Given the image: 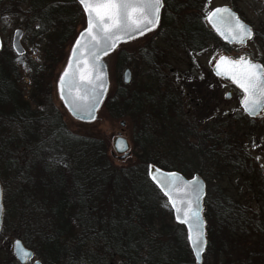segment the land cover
Wrapping results in <instances>:
<instances>
[{"label":"rangeland","instance_id":"obj_1","mask_svg":"<svg viewBox=\"0 0 264 264\" xmlns=\"http://www.w3.org/2000/svg\"><path fill=\"white\" fill-rule=\"evenodd\" d=\"M9 1V6H6L8 4L5 1L0 4L1 50H6V53L1 56L2 58L5 57L3 60L6 61L2 62H7L9 65L8 51L11 38L16 29H21V45L24 53L21 56L15 54L16 58H13L11 63L13 68L17 70V76L20 77L14 87L18 96L24 101V105L20 106L24 110L23 114L26 117L33 115L34 122L30 123L26 120L8 125V121L15 120V117L19 116V114L11 115L10 111H18L19 107L16 105L12 107L11 103L6 102L5 99L4 103L0 104V117L4 118H0V126L4 128L7 136L5 137L0 133V150L2 148L6 150L4 153L0 151V183L4 207L0 231V264H19L12 252V244L15 240H21L24 246L35 255L27 264H31L35 259L42 263L44 257H39V250H41L39 245H42L43 242L41 238L46 240L47 234L53 232L52 228H48V225L55 202L52 205L49 204L50 201L43 199V195H51L55 183L58 182L59 168L56 167L54 170L52 155L49 154L48 150L45 151V155L40 150L38 153L34 152V147L25 145V142L23 144L20 141L22 137L18 138L24 135L30 126L31 128L23 138L24 140L25 138H35L32 124H37L39 129L45 128L47 136H40V133H43L40 130L38 132L40 137L35 140L36 143H39V146L42 143H45L46 146L49 143L52 144V139L49 137L53 136L51 133L54 129L59 135L58 127H50L48 119H44L46 114L52 110H58L63 114L62 122L70 134L66 135L67 138H65L68 140L65 141L68 143V145L65 144L66 147L73 151L76 147L84 148V144L90 143L93 147L97 146L104 156H100L98 161L103 157L102 162L109 163L107 169L89 167L86 163L89 159L93 160L94 152H90L88 147L86 152L89 159L85 158L83 154L77 155V165L73 166L78 172L76 178L81 177L80 170H85L86 167H89L92 172L95 169L112 172L109 181L102 187L104 191H110L111 186L115 188L121 186L122 181H125L126 190L131 184L136 191L140 188L138 182L141 177L147 175L149 167L151 165L159 167L147 162L149 159H154L161 165L175 168L176 170L173 171L176 172L187 167V171L190 173L188 177L192 174H201L200 176L206 186L205 192L208 195L205 202L206 205L207 203L209 205L216 192H218L220 199L227 195L228 161L239 156L250 159L251 166L253 163L256 165L251 168L247 167V169H251L249 172H253L251 176H255V180L250 179L248 182L251 184L250 187L255 190V185L260 177L261 181L259 182L264 188V115L260 119L249 121L244 117L241 110L239 111L238 108L231 107L225 102L224 89H219V95L210 93L211 87L209 85H212L210 71L214 58L210 40L206 42V48L204 47L201 49L202 51L197 53V58L194 56L195 65L188 60L178 40L176 39V42L174 39L171 40L173 36H171L170 28H160V22L157 28L149 34L120 45L109 60L108 94L98 110L96 120L86 124L75 121L68 115L57 98L55 88L58 73L75 38L65 49L63 62L55 65L53 79L47 78L45 86L43 85L46 102L42 100L41 104L38 105L40 100H37L36 96L38 97L40 92L31 97L33 83L31 81L32 71L29 70V67L35 63L43 62L41 49L46 41L39 36L32 37L29 35L31 33L29 28L33 29L36 26L24 15L29 8L27 1L19 0L17 4H15L16 0ZM225 3L226 0H208L204 6V11ZM251 3H257V1L251 0ZM16 6L19 11L18 17L6 12V10H15ZM243 11L248 16L246 11H251L250 14H253V11L256 10L254 5L250 4L249 8H245ZM252 19L254 18L252 17ZM75 24H77L75 28L77 36L85 26L84 16L83 22ZM26 29H28L27 34H25ZM69 31H72V27ZM66 41L67 38L64 42ZM153 49L154 51H152ZM248 49L254 56L264 57V47L258 39L250 42L247 51ZM120 50L127 53L129 60L123 63L124 66L117 71L113 67L117 58L116 54ZM247 51L236 49L234 55L239 56ZM146 57L151 58L152 62L146 64ZM125 69H129L131 72V81L127 85L122 82V73ZM118 73L121 75V83L126 87L123 90L124 94L133 100L137 97L139 106L138 103L135 104L136 100H134L135 103L131 102L127 110L120 109L118 111L120 114L113 116L104 105L116 88ZM47 92L49 94L46 95ZM28 94H30L29 97ZM19 101L17 100V102ZM165 105L172 108L169 110L170 114L165 111ZM130 107H134V110H130ZM38 109L45 115L37 112ZM32 111L36 114H29ZM118 134L123 136L129 144V155L124 159L118 158L119 155L113 150V140ZM246 135H248L247 138ZM61 139L63 138L61 137ZM242 139L246 140L247 143ZM136 142L147 147L146 154L141 153L137 148L135 149ZM236 143H243L241 150L236 149ZM153 151H156L155 154H152ZM139 154L143 156V161L139 160ZM38 155L41 156V160L38 159ZM152 155L155 157L153 158ZM9 159L13 165L5 167L8 166ZM124 173L130 174V176L124 179L122 178ZM242 174L243 172H239V176L235 178L237 186L239 184L244 185L245 180H247L246 176L244 177ZM114 181H117V186L114 185L116 184L113 183ZM38 185L42 187L39 190ZM142 188L145 190L143 186ZM245 188L246 186L242 187L240 192L243 199L248 198V192L244 191ZM154 206L156 216L153 218L154 243H165L170 241V237L172 239L179 238L182 241L186 239L187 241L186 230L184 232L180 227L181 225L175 222L173 214L171 215L169 212L170 207L166 199L157 197ZM259 207H261L259 212L261 218L256 213V218L258 217L256 220H261L259 230L258 227L255 230H249V235L246 237L234 235L230 237L233 239L230 242L227 234V220L220 218L225 215V211H223L218 217L216 242L218 247H223L228 252L231 249L236 251L230 254V257L224 253L221 255L218 252V254L206 253L203 255L201 264H264V204L260 203V205L255 206L257 210ZM90 211L91 208H88V213ZM86 218L88 219L87 222L90 223V217L86 215ZM205 222L206 227L211 228L214 225L206 218ZM208 224L209 226H207ZM163 229L164 231H162ZM25 242L29 246H26ZM91 248H96V246ZM252 249L254 250L253 253ZM243 251L248 257L246 261L239 262L243 259L241 256ZM255 252L259 253L260 259L252 257ZM153 253L156 256L159 250L156 253L153 251ZM46 259L49 264H54L51 258ZM105 264L112 263L105 261ZM114 264H120V261H114Z\"/></svg>","mask_w":264,"mask_h":264},{"label":"trees","instance_id":"obj_2","mask_svg":"<svg viewBox=\"0 0 264 264\" xmlns=\"http://www.w3.org/2000/svg\"><path fill=\"white\" fill-rule=\"evenodd\" d=\"M4 1L7 4L10 3L9 0H0V4ZM18 1L19 0H16L15 4H17ZM26 1L29 8L24 15L36 26L33 29L29 28V30H31L29 35L32 37L39 36L46 41L41 49L43 62L40 64L35 63L33 66L29 67L32 69L31 81L33 83L31 97L35 96V93L37 94V92H40V95L38 97L36 96V99L40 100L37 104L40 105L42 100L43 102L47 100L43 85L45 86L47 78L53 79L55 65L63 62L65 49L76 36L75 28L77 24L75 23L78 22L80 24L83 22V13L76 0ZM9 5L10 4L6 6ZM17 9L16 6L15 10H6V12L18 17L19 11ZM71 27L72 31L70 32L69 30ZM159 27L162 29L166 28V23L162 16ZM27 30L28 29H26L25 34H27ZM171 36H173L171 40L174 39L176 42L177 39L178 43L182 45L188 60L194 65V56L197 52L202 51L201 49L206 46V42L210 40L209 32L195 25L175 28L171 31ZM65 38H67L66 42H64ZM152 51H154V49ZM5 53V49L0 51V55ZM8 54L10 57L8 58L10 62L9 65L7 62L3 63L2 61H6L3 60L5 57L2 58L0 56V84H3L2 81L4 79V84L7 85L6 89L8 95L4 98L5 101L10 102L12 107L16 105L20 109L22 108L20 106L24 105V101L18 96L14 87L17 85L16 83L19 77L17 76V70L11 65L13 58H16L11 47L9 48ZM116 56L117 58L113 68L118 71V69L124 66L123 63L128 62L129 56L122 50L118 51ZM148 58L149 57H146L145 59L146 64L152 62L151 58ZM10 65L11 68L9 67ZM1 70L4 73H2ZM116 82L117 85L113 94L104 105L108 112L111 111L113 116L119 115L120 113L118 111L120 109L127 110L131 102L135 103L134 100H136L135 104L138 103L137 105L139 106L137 97L133 100L124 94L123 90H125L126 87L121 83L120 73L116 76ZM47 94L49 93L47 92L46 95ZM148 97L152 98L150 96ZM17 100L20 101L17 102ZM130 110H134V107H130ZM169 110H172V108L166 106L165 111L168 114H170ZM10 112L11 115L18 113V111L15 110H11ZM33 112L34 111L29 114H36ZM37 112L41 113L39 109ZM41 114L45 115L43 112ZM27 117H32V122H34L33 115ZM62 117L63 114L60 111L52 110V112L46 114V118H44L48 119L50 127H58L59 135L56 134V129H54L51 133L53 136L49 137L52 139V144L49 143V145L46 146L45 143H42L39 146V143L35 141L37 138H25L24 140L22 137V140H20L23 144L25 142V145L27 144L34 147V152L38 153V150H40V152L45 155V151L48 150L49 154L52 155L51 158L54 164L53 168L55 167L54 170L56 167L59 168L58 182L55 183L51 195H43V199L50 201L49 204L52 205L53 202H55V204L52 209V215L49 216L50 223L48 225V228H52L53 232L47 234L46 240L41 238L43 242L41 243L42 245H39L41 247V250H39V257H44L43 261L41 260L42 264H49L46 258H51L54 264H105V261H111L112 264H114V261H120V264H195L186 239L182 241L179 238L172 239L170 237V241L165 243H154L153 218L156 217L154 214V203L157 197L161 198L163 196L149 181L147 175L145 174L144 177H141L138 182L140 188L136 191L132 188L131 184H129V188L126 190L125 181H122L121 186H117V181H114L113 183H116L114 185H116L117 188L111 186L110 191H104L102 187L107 184L112 172H107L105 170L98 171V169L92 172L89 167L107 169L109 163L102 162L101 159H104L103 154L97 146L93 147L90 143L87 145L84 144V148L76 147L73 151L66 147L65 144L68 145V143H66L68 140H65V138H67L66 135L70 134L67 132L62 122ZM32 127L35 133L40 130L45 133V128L39 129V125L37 124H32ZM29 128H31V126ZM45 134L47 136V133ZM60 136L63 139H61ZM95 144L97 145V143ZM35 146L37 147L35 148ZM88 147L90 152H94L93 160L87 157L88 153L86 152V148ZM134 147L140 150L141 153L146 154L147 152V147L141 143L136 142ZM0 151L3 153L6 152L4 148ZM155 152L156 151H153L152 154H155ZM82 154L85 158L89 159L86 163L89 167H86L85 170L81 169V177L76 178L78 172L73 166L77 165V155ZM100 156L103 157L98 161ZM154 157L155 156H153V158ZM138 158L141 161L144 160L141 154L138 155ZM38 159L41 160L40 155H38ZM147 162L155 164L164 170H176L173 167L161 165L154 159H149ZM11 165L13 164L9 159L8 166L5 167H11ZM179 172L186 177L190 175L187 171V167H183ZM123 176L122 178L126 179L130 174L124 173ZM142 186L145 190H143ZM37 188L39 190L42 187L38 185ZM41 194L44 193L41 192ZM9 204L8 200V205ZM88 208H91L90 213H88ZM206 209L204 218L208 219L210 223L212 222L214 225L211 224V228L206 227L207 243L204 255H206V253H219L220 255L224 253L226 256L229 255L228 257H230V254H233L236 250L231 249V251L228 252L223 249V247H218L219 245L216 242V227L218 225L213 219L216 209L213 207L212 203L209 205L207 203ZM225 209V203L219 205L217 209L218 217ZM169 212L172 215V211L170 210ZM86 215L90 217V223L87 222L88 219ZM225 215L220 218L222 220H227ZM215 218L217 222V215ZM207 226H209V224ZM180 227L185 232V228L183 226ZM162 231H164V229ZM25 245L29 246L27 242H25ZM94 246H96V248H91ZM98 249H100V251H98ZM157 250H159V253L155 256L153 251L156 253ZM253 252L254 250L252 249V253ZM243 253L241 252L243 259L239 262L246 261L248 257ZM252 257L260 259L259 253L257 252H255Z\"/></svg>","mask_w":264,"mask_h":264},{"label":"snow or ice","instance_id":"obj_3","mask_svg":"<svg viewBox=\"0 0 264 264\" xmlns=\"http://www.w3.org/2000/svg\"><path fill=\"white\" fill-rule=\"evenodd\" d=\"M78 2L87 17V28L73 46L58 87L61 99L65 100L70 111H88L91 115L103 94V78L99 71L101 53L107 55L119 41L133 39L135 34L144 35L146 31L155 28L163 5L161 0ZM206 19L229 42L243 45L253 38L252 29L228 8H217L208 13ZM216 67L218 76H227L243 92L241 106L248 115L254 116L257 112L264 111V66L243 56L236 60L221 56ZM149 175L168 197V202L177 214V221L188 225V241L197 264H200L201 255L206 248L198 207L200 186L193 182L192 185L181 188L174 173L160 176L150 170ZM174 192L177 194L174 195ZM194 204L196 207H193ZM17 247L19 248V244ZM29 255L30 253L23 252L24 257Z\"/></svg>","mask_w":264,"mask_h":264},{"label":"flooded vegetation","instance_id":"obj_4","mask_svg":"<svg viewBox=\"0 0 264 264\" xmlns=\"http://www.w3.org/2000/svg\"><path fill=\"white\" fill-rule=\"evenodd\" d=\"M255 1V0H252ZM257 3H251V0H226V3L223 5H217L212 7L209 10L204 11V6L208 2V0H163V7L161 11V15L165 20L166 28H170L171 31L175 28H179L181 26H199L204 29H206L209 32L210 35V43L212 46L213 51V60H212V66L217 62L218 59H220L221 56H226L229 59L236 60L240 57H245L251 59L253 62L259 63L260 65L264 66V57H257L254 56L253 53L250 51V49L247 48L250 44V42L254 41L255 39H258L260 41V44L264 47V0H256ZM168 2V3H167ZM192 2H194L192 4ZM250 4H253L256 11H253V14H250L251 11H246L248 13V16L246 15L245 11H243L245 8H249ZM217 8H228L232 12H234L240 20L248 25L254 35L251 40L246 41L245 44L241 45L235 42H229L225 37L220 35V33L212 27V25H209L207 22V14L214 11ZM254 19H252V17ZM252 20V21H251ZM12 40V38H11ZM10 47L12 48L11 44ZM206 48V47H205ZM236 49H243L247 52H243L239 56L234 55ZM198 53V52H197ZM196 53L195 57L197 58L198 54ZM4 55V54H3ZM0 55V56H3ZM211 66V78H212V85H209L210 93L212 95H219V89H224L223 97L225 99V102L228 103L229 106L238 108L239 111L243 113L244 117L249 119V121H255L257 119H260L264 115V111L255 117H251L243 110L241 106V101L243 99V92L234 84L231 82H227L225 80L220 79L214 72L212 71ZM30 71L31 68L29 69ZM3 73V72H2ZM1 73V74H2ZM1 78V76H0ZM20 80V77H19ZM18 80V81H19ZM0 84V104L4 103V97L7 93V85ZM30 94H28L29 97ZM23 109H18V113L12 114L17 115L18 117H15V120L8 121L7 124L10 125V123H20L23 121H30L32 123L33 118L32 117H26V115L23 114ZM21 115V116H20ZM4 119L3 117H0ZM7 120V119H6ZM42 123V121H40ZM41 126V125H40ZM4 128L0 126V133L7 137L5 135ZM30 128L28 127V130ZM26 130L25 133L28 131ZM42 132V131H41ZM19 136L18 138L26 136V134ZM45 136L46 134L40 133V136ZM39 133H35V138L40 137ZM248 135H246V138ZM34 137H32L33 139ZM244 140V139H242ZM245 143H247L246 140H244ZM243 146V143L237 144L236 143V149L241 150ZM250 159L243 158L242 156L234 157L232 160L228 161V179H227V195L223 196V198L220 199V196L218 192H216V195L212 198L211 203L213 207L216 209L214 212L213 219L215 223L218 225V208L220 204L225 203L226 204V218H227V234L229 235V242L233 239L230 237H233L234 235H241L246 237L249 235V230H255L256 227H260V221L256 220V213L259 214V218H261V214L259 213L261 211V207L257 210L255 206L260 205V203L264 204V188L261 186V181L259 177V181H257L255 185V190L250 187L251 184H249V180H255V176H251L253 172H249L250 170L247 169V167H255L256 165L253 163V166H251ZM243 172V176L247 178L245 180L244 185L237 186L235 183L236 176H239L238 173ZM227 178V177H226ZM246 186L244 191L248 192V198L243 199L241 196L242 187ZM207 194H205L204 197V210H206V198ZM4 212V210H3ZM216 215H217V222H216ZM257 223V224H256ZM215 224V225H216ZM35 257V255L33 256ZM39 261V260H38ZM42 264V263H41Z\"/></svg>","mask_w":264,"mask_h":264},{"label":"water","instance_id":"obj_5","mask_svg":"<svg viewBox=\"0 0 264 264\" xmlns=\"http://www.w3.org/2000/svg\"><path fill=\"white\" fill-rule=\"evenodd\" d=\"M77 4L79 5V7L81 8V11L84 15V20H85V26L84 28L77 34V36L75 37L73 43L71 44L69 50H68V53H67V56H66V59L64 60V63L58 73V77H57V80H56V83H55V88H56V94H57V98L58 100L60 101L62 107L65 109V111L68 113V115L75 121H79L81 123H86V124H90V123H93L96 118H97V113H98V110L99 108L101 107L104 99L106 98L107 94H108V89H109V60L111 59V55L114 53V51L122 44H126V43H129L135 39H138L139 37L143 36V35H139V34H135V38L133 39H128V38H125L124 40L122 41H119L115 48L113 49H110L107 53V55L101 53L100 55V59H99V71H100V74L103 78V94L99 97V103L96 105V108L95 110L91 113V115L89 114L88 111H70L69 110V106L68 104H66L65 100L61 99V94H60V91H59V79L60 77L63 75V72L65 71V69L67 68L68 66V62H69V59L71 57V53H72V49H73V46L75 45V42L76 40L80 37L81 33L85 31V29L87 28V17L83 11V8L82 6L79 4L78 0H76ZM161 3H162V0H161ZM163 5V4H162ZM161 10L162 8L160 9V14H159V21H160V16H161ZM208 24L209 25H212L208 20H207ZM159 22L157 23V25L155 26V28H153L151 31H146L144 33L145 34H149L150 32L154 31L157 26H158ZM213 27V26H212ZM221 35V34H220ZM223 36V35H222ZM21 37H22V30L21 29H16L13 33V37H12V48L14 50V52L17 54V55H22L24 53V49L21 45ZM225 37V36H223ZM229 41V40H228ZM0 49H1V38H0ZM223 57H226V56H223ZM250 61H252L251 59L249 58H246ZM219 62V59L217 60V62L212 66V71L214 72V74H216V71H217V64ZM253 62V61H252ZM256 63V62H254ZM259 64V63H257ZM217 75V74H216ZM218 76V75H217ZM220 79L222 80H225L227 82H231L233 83L227 76H224V75H220L218 76ZM131 81V72L129 69H125L122 73V82L123 84L127 85L129 84ZM65 95H67V92L65 93ZM244 110V109H243ZM263 111H260V112H257L256 115L254 116H251V117H255V116H258L262 113ZM247 114V113H246ZM93 116L95 117V119H93ZM250 116V115H249ZM121 125H124V123H121ZM113 150L116 154H118V158L120 159H124L125 157H127L129 155V144L127 142V140L125 138H123V136H121L120 134H118L114 140H113ZM152 171L154 174H158L160 176H168L169 174H175L176 177H178V180H177V184L180 185L181 188H183L184 185H192L193 182H195L196 184H198L200 186V192H201V196H200V199L198 201V207H199V210H200V220L201 222L203 223V232H204V239L206 240V237H205V221H204V218H203V210H204V207H203V198L205 196V183L203 181V179L197 175V174H193L190 178H186L184 177L181 173H178L176 171H165V170H162L154 165H151L149 167V170H148V173H147V176L150 180V182L152 184H154L157 189L161 192V194L167 199V202H168V197L164 195V193L161 191L160 187L157 186V183L153 181V179L150 177L149 175V171ZM177 193L174 192V195H176ZM2 188H1V184H0V231H1V224H2V214H3V207H2ZM195 199V196L193 195V200ZM178 205H179V201H177ZM171 210H172V213H173V216H174V220L176 223L178 224H181L177 221L176 219V212L175 210L172 208L171 204L168 202ZM193 207H196V205L194 204ZM185 227L186 229V232H187V241H188V234H189V229H188V225L186 224H181ZM17 244H19V248L17 247ZM188 246H189V249L191 251V254L194 258V261H195V264H197L196 262V257H195V254L192 250V246L191 244L189 243L188 241ZM26 251L28 253H30V255L28 257H24L23 256V252ZM12 252H13V256L15 257L16 261L19 263V264H26L29 260H31L33 258V252L29 249H27L24 244L22 243L21 240H15L12 244ZM18 252L20 253L18 255ZM205 252V251H204ZM204 252L202 253L201 255V261H200V264L202 263V258H203V254ZM32 264H41L40 261L36 260L34 261Z\"/></svg>","mask_w":264,"mask_h":264}]
</instances>
